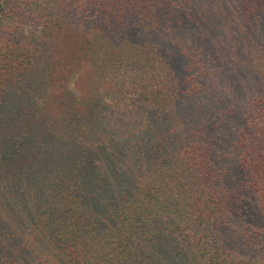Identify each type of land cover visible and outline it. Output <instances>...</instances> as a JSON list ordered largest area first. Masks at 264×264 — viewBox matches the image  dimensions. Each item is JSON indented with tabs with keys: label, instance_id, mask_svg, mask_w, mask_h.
<instances>
[{
	"label": "trees",
	"instance_id": "trees-1",
	"mask_svg": "<svg viewBox=\"0 0 264 264\" xmlns=\"http://www.w3.org/2000/svg\"><path fill=\"white\" fill-rule=\"evenodd\" d=\"M259 15L264 0H0V126L32 115L0 147V264L264 262L262 230L241 221L246 193L264 211V99L217 118L201 107ZM67 22L85 37L76 64L97 36L119 46L194 30L200 41L181 52L175 83L139 95L149 109L137 127L116 130L94 104L56 132L40 76ZM239 26L233 47L210 45Z\"/></svg>",
	"mask_w": 264,
	"mask_h": 264
},
{
	"label": "rangeland",
	"instance_id": "rangeland-1",
	"mask_svg": "<svg viewBox=\"0 0 264 264\" xmlns=\"http://www.w3.org/2000/svg\"><path fill=\"white\" fill-rule=\"evenodd\" d=\"M67 23L68 30L53 43L41 66L46 73L40 76L46 77L43 85L50 90L44 119L48 125H54L56 132L67 128L70 119L84 117L94 104V111H101L107 120H113L116 130L137 127L149 109L137 102L139 95L146 90L160 92L169 83H175L182 75L181 52L200 41L194 30L185 36L166 35L155 41H130L119 46L97 36L92 46V60L76 64L74 58L79 56L85 37L74 24ZM244 27L248 28L249 42L234 54L236 70L230 76L218 78L219 91L203 99L206 105L201 107L207 114H213V118L220 117L227 105L239 106L240 100L264 99V16H257ZM240 30V26L238 33L225 27L210 45L224 50L227 46L233 47L239 40ZM170 54L174 56L169 58ZM17 115L19 119L15 123L0 126V147L18 131H24L25 122L32 119L28 112ZM259 123L264 126V117ZM241 215L246 226H257L264 234V211L256 194H245ZM254 264L264 262L258 260Z\"/></svg>",
	"mask_w": 264,
	"mask_h": 264
}]
</instances>
